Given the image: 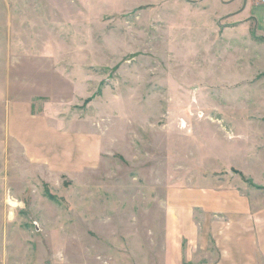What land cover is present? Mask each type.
Instances as JSON below:
<instances>
[{"label":"rangeland","instance_id":"rangeland-1","mask_svg":"<svg viewBox=\"0 0 264 264\" xmlns=\"http://www.w3.org/2000/svg\"><path fill=\"white\" fill-rule=\"evenodd\" d=\"M201 3L206 13L170 0H0V264L219 259L203 209L181 208L192 220L179 217L175 249L156 215L171 188L203 191L212 178L264 189L232 140L233 124L264 114L243 111L234 84L264 59L243 64L220 38L237 4ZM13 102L60 128L82 168L31 160L8 121Z\"/></svg>","mask_w":264,"mask_h":264},{"label":"crops","instance_id":"crops-1","mask_svg":"<svg viewBox=\"0 0 264 264\" xmlns=\"http://www.w3.org/2000/svg\"><path fill=\"white\" fill-rule=\"evenodd\" d=\"M170 1L177 9L181 6L188 10L193 6V9H199V13H206L210 7L207 4L201 5L202 0ZM223 2L230 7L237 4V7L231 9L232 12L222 14L229 21L223 28L218 27L220 38L232 39L243 64H249L251 57L256 59V64H260L264 59V0H223ZM251 68L253 69L251 72H245L248 74L237 75L240 77L239 82L234 83L237 86L235 88L237 95L241 94L243 97L241 100L243 111H247L248 114L253 113L256 107L264 111V83L261 84L264 82V66L256 68L251 66ZM17 104L13 102L9 107L8 121L14 127L13 135L19 137L22 144L26 145L27 155L31 160L38 163L45 162L50 172L55 174L82 168L80 165L78 167V161L74 159L77 154L73 158L70 157L72 162L75 160L74 164L68 162L66 140L62 137L63 131L60 128L48 124L46 118L34 121L32 115L28 114L31 111V104L27 105L24 102ZM258 117L260 118L251 120L247 118L232 126L234 133L232 140L241 145V148L236 145L235 153L238 157L241 156L242 159L249 161L248 168L238 167L243 175L249 177L248 179L251 178L256 185H260L261 182L255 181L251 169L264 175V114ZM48 138L50 139L47 140ZM244 146L247 148L244 149ZM257 167L262 169L257 170ZM221 181L217 185V179L212 178L209 187L198 192L191 187L186 191L171 188L165 200L164 194L159 197L157 204L160 205L156 208V215L165 214L171 227V243L167 244L172 249L178 247L177 242H174V236L181 228L179 217L188 222L192 220V214L181 211V208L186 206L203 209L204 219H207L209 226L204 225L201 228L210 231L213 238L212 247L216 249L213 254L219 257L216 262L211 261V263L264 264V189H258L257 186L248 185L244 181L231 184ZM212 182L215 183L214 186ZM260 186L264 187V183ZM199 229L200 227H192L189 224V234L194 231L196 234ZM206 242L207 240L205 246L208 245ZM213 254L209 255L212 260Z\"/></svg>","mask_w":264,"mask_h":264}]
</instances>
